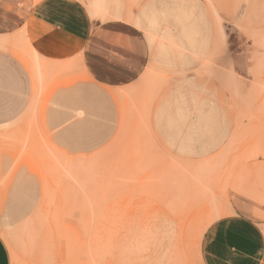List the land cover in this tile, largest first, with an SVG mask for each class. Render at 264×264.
Segmentation results:
<instances>
[{
    "label": "rangeland",
    "instance_id": "rangeland-1",
    "mask_svg": "<svg viewBox=\"0 0 264 264\" xmlns=\"http://www.w3.org/2000/svg\"><path fill=\"white\" fill-rule=\"evenodd\" d=\"M75 1L94 29L139 32L146 62L107 84L82 58L42 66L23 33L0 36L10 264H202L206 229L264 162V0Z\"/></svg>",
    "mask_w": 264,
    "mask_h": 264
},
{
    "label": "crops",
    "instance_id": "crops-1",
    "mask_svg": "<svg viewBox=\"0 0 264 264\" xmlns=\"http://www.w3.org/2000/svg\"><path fill=\"white\" fill-rule=\"evenodd\" d=\"M17 33H23L30 52L42 66L82 58L90 75L107 84L132 81L146 62L139 32L125 25L94 29L75 0H0V36ZM7 57L11 63L7 77L18 84L24 77L20 71L24 66ZM27 77L31 78L29 72ZM237 180L240 184L227 214L215 220L203 235L202 264H264V162L249 163ZM0 264H10L1 236Z\"/></svg>",
    "mask_w": 264,
    "mask_h": 264
},
{
    "label": "bare ground",
    "instance_id": "bare-ground-1",
    "mask_svg": "<svg viewBox=\"0 0 264 264\" xmlns=\"http://www.w3.org/2000/svg\"><path fill=\"white\" fill-rule=\"evenodd\" d=\"M160 83H161V82H160ZM160 83H159V84H160ZM158 86H159V85H158Z\"/></svg>",
    "mask_w": 264,
    "mask_h": 264
}]
</instances>
